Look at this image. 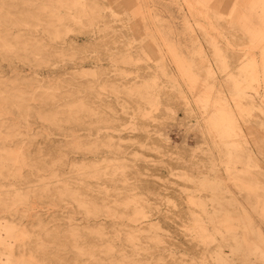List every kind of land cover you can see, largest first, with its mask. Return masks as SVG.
I'll list each match as a JSON object with an SVG mask.
<instances>
[{
	"label": "rangeland",
	"instance_id": "374dc122",
	"mask_svg": "<svg viewBox=\"0 0 264 264\" xmlns=\"http://www.w3.org/2000/svg\"><path fill=\"white\" fill-rule=\"evenodd\" d=\"M41 1L0 0V223L50 264H264V0Z\"/></svg>",
	"mask_w": 264,
	"mask_h": 264
},
{
	"label": "bare ground",
	"instance_id": "6f19581e",
	"mask_svg": "<svg viewBox=\"0 0 264 264\" xmlns=\"http://www.w3.org/2000/svg\"><path fill=\"white\" fill-rule=\"evenodd\" d=\"M37 2L42 3L41 0H37ZM2 9H3V7L0 8V17L5 16V14L2 13ZM63 46H64V43L61 44L60 48L65 49ZM71 46L74 49L79 48V47H74L73 43H71L69 46L67 45L68 48H70ZM20 79H22V78H20ZM47 83H49V82H47ZM58 97L59 96H57L56 94L49 95L47 97L48 103L50 105H55L56 108L62 106V105H58L56 102ZM4 100H5V98H4ZM4 100H2L0 103L3 104ZM14 109L15 110L17 109V112L12 111L11 114H14V115L18 114L20 117L23 115L21 112V106L18 103H16L15 101H10L6 107V111H11ZM76 117L77 116L70 114V115H68L67 119L73 120L76 122L77 121ZM78 128L81 129V126H78ZM10 147H15V144L14 145H10V144L7 145L6 142L0 144V167L5 165V161L13 160V159L8 158V156L6 155V152L8 151L7 149H9ZM15 161L20 162L25 166L36 168V162H38V159L32 158V156L30 154H27L22 149H20L19 152L17 153L16 157H15ZM90 174L91 173H88V171H87V172H82V174H80L79 176L86 177ZM0 176H2L3 178H19V175H15L14 172H12L10 170L0 171ZM40 187H42V186H40ZM67 191H70L71 194L69 196L72 199L76 200L78 202V204L80 205V207L82 209H84L87 213L92 214L93 217H96L98 215L99 211L106 210V207H101V209H99L97 207L98 205H100V198L89 199L90 196L86 193V189H84L85 197L80 198L79 194L72 193V192H74V190L68 189L66 186H62L60 188H57L56 190H53L51 192V194L44 192L41 195L40 203H45L46 200L60 201L62 196ZM15 192L17 193V191H15ZM1 193L5 194V192L0 191V194ZM7 193L12 194L14 192H7ZM28 203L31 204L29 200H28ZM17 214H19V211L17 210V205H15L14 199L13 198H2L0 196V220L6 219L5 215H10V216L15 217ZM23 217H25V216H21V218L18 216V219H20V221H22ZM33 218L37 219V224L33 223V225H32L33 227H35L37 225L39 228L45 229L47 232L49 231L48 229H46L44 222L40 219V216L38 215L37 212L35 213V215H33ZM12 222H15V220H12ZM231 226L232 225L229 223L225 224V227H227V228H231ZM2 231L5 232L6 236L2 235V233H1ZM12 238H16L20 243L17 246L10 245L8 243V240L12 239ZM56 239H58V238L53 237V240H56ZM29 240H30V238L26 239V232L19 230V228L17 226L10 227L6 223H3V224L0 223V250L4 251V252L0 253V264H25V262L32 264L30 261L25 259L26 256L27 257L29 256L30 258L37 260V262L39 264H50V261L60 262V260H61L60 255L53 254L52 252H50V250L45 251V250H40L38 248L39 244L37 242L41 243V239L32 238L31 241H29ZM53 240L51 239V241H48V242L54 243V246H58L59 248L65 249L67 246L73 247L68 242L69 239H66V243L55 242ZM235 240L238 241L237 238H235ZM234 249L238 250L241 248H240V246H236ZM84 255L87 256L89 254L86 253V254H83L81 256H84ZM92 257L94 258L96 256L93 255ZM1 258H5V259H1ZM262 258H264V254H262ZM113 263H115V262H112V264Z\"/></svg>",
	"mask_w": 264,
	"mask_h": 264
}]
</instances>
